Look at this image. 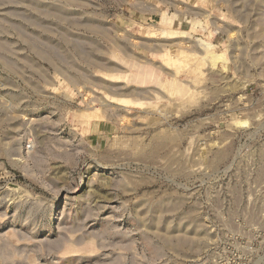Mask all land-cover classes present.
Segmentation results:
<instances>
[{
  "label": "rangeland",
  "instance_id": "1",
  "mask_svg": "<svg viewBox=\"0 0 264 264\" xmlns=\"http://www.w3.org/2000/svg\"><path fill=\"white\" fill-rule=\"evenodd\" d=\"M0 264H264V0H0Z\"/></svg>",
  "mask_w": 264,
  "mask_h": 264
}]
</instances>
